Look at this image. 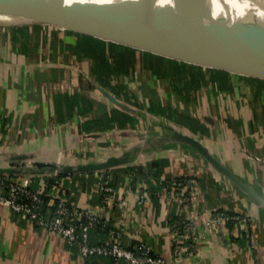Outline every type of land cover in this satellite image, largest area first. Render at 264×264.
I'll use <instances>...</instances> for the list:
<instances>
[{
	"label": "crops",
	"instance_id": "1",
	"mask_svg": "<svg viewBox=\"0 0 264 264\" xmlns=\"http://www.w3.org/2000/svg\"><path fill=\"white\" fill-rule=\"evenodd\" d=\"M3 22L0 169L11 173L0 176L42 189L48 201L60 190L79 209L97 217L100 222L89 231L92 244L109 243L115 228L125 247L146 245L154 254L172 259V264H264V207L173 137L182 133L198 139L264 199L261 105L250 102L242 89L221 91L213 85L186 101L144 69L139 51H150L106 40L137 49L138 61L129 73L104 80L98 60L90 55L97 44L86 37L90 35L49 24ZM119 85L127 86L142 106L126 102ZM151 103L195 123H178L150 111ZM111 157L120 163L101 170L80 169ZM32 162L43 166L34 167ZM56 163L71 165L74 171L52 172ZM192 178L196 182L189 185ZM107 185L125 204L119 199L106 203ZM219 212L240 220L213 222ZM250 235L255 237L254 246ZM177 246L185 252L175 260ZM91 263L112 261L83 257L77 246L0 203V264Z\"/></svg>",
	"mask_w": 264,
	"mask_h": 264
},
{
	"label": "water",
	"instance_id": "2",
	"mask_svg": "<svg viewBox=\"0 0 264 264\" xmlns=\"http://www.w3.org/2000/svg\"><path fill=\"white\" fill-rule=\"evenodd\" d=\"M153 3L154 0H141L139 4H75L63 8L62 0H49L47 3L45 0H0V16L26 19L20 22L54 25L179 61L264 79V18L255 14L256 8L264 9V0H252L253 9L241 19H237L235 10L222 3L225 9L222 15L228 18L229 23L237 20L230 29L223 20L212 21L207 27L202 24L205 17L211 20L204 0H176L179 15L173 14L170 8L155 11ZM208 8H214L212 0H208ZM102 92L114 103L131 109L110 93ZM173 137L191 147L264 207L261 195L234 176L198 139L182 133ZM119 163V159L111 157L106 163L88 164L80 169L101 170ZM32 166L43 165L32 162ZM52 169V172L61 174L74 171L71 165L60 163L53 165ZM7 172L11 173V170L0 169V175Z\"/></svg>",
	"mask_w": 264,
	"mask_h": 264
},
{
	"label": "built area",
	"instance_id": "3",
	"mask_svg": "<svg viewBox=\"0 0 264 264\" xmlns=\"http://www.w3.org/2000/svg\"><path fill=\"white\" fill-rule=\"evenodd\" d=\"M195 179L189 180V185L194 184ZM101 185L103 179H100ZM179 186L178 180L174 182ZM106 203L120 200L125 204L121 194L110 185L104 187ZM119 193V194H118ZM46 193L42 189L30 188L19 181L0 176V203L11 208L16 213L25 217L30 223L43 226L53 233L61 236L69 245L77 246L79 253L87 258L105 257L112 261V264H172V259H166L156 255L152 250L143 244L135 245L133 248L125 247L121 242L120 231L111 229V241L106 244H92L89 241V231L93 224L100 220L89 212L79 209L69 198L57 190L53 193V201L45 203ZM52 202V203H51ZM52 204L53 209L48 207ZM240 217L228 212H219L214 215L213 222L239 221ZM251 245H256L253 235H250ZM181 247H176L173 259L178 260L184 254ZM93 264V263H91Z\"/></svg>",
	"mask_w": 264,
	"mask_h": 264
},
{
	"label": "trees",
	"instance_id": "4",
	"mask_svg": "<svg viewBox=\"0 0 264 264\" xmlns=\"http://www.w3.org/2000/svg\"><path fill=\"white\" fill-rule=\"evenodd\" d=\"M86 37L97 43L90 49V55L98 60L100 74L104 80L112 76L117 77L116 75L118 74L125 75L129 73L130 68L134 67L138 61L137 49L106 42L95 37ZM117 48L118 50H116ZM139 53L141 54L139 60L142 62L144 69L151 71L154 78L164 82L186 101H190L194 97V94L204 86L213 85L221 91H234L236 88H239L242 89L250 102L254 105H261L264 112V79L228 70L206 68L150 52L139 51ZM119 86L123 88L126 102L142 106L141 102L132 94L127 86ZM149 110H155L157 113L167 115L168 118L178 123L186 125L195 123L193 119L182 115L176 110H169L165 105L159 104V106H156L151 103ZM45 198L47 205L48 198L47 196Z\"/></svg>",
	"mask_w": 264,
	"mask_h": 264
},
{
	"label": "clouds",
	"instance_id": "5",
	"mask_svg": "<svg viewBox=\"0 0 264 264\" xmlns=\"http://www.w3.org/2000/svg\"><path fill=\"white\" fill-rule=\"evenodd\" d=\"M49 2V0H45V3ZM133 3L139 4L141 0H62L61 7L70 8L75 4H79L81 6L84 5H119L124 3ZM214 8L209 10L208 8V0H204V7L209 12L211 20L207 17L202 19V24L207 27L210 26L212 21H220L223 20L225 22V26L227 28H232L235 24H237V20H232L229 23L228 18H225L222 13L225 11L222 8V3L226 4L228 8L235 10L237 15V19H241L248 14L250 10L253 9L254 5L252 0H212ZM153 10H167L171 9L173 14L179 15V10L177 8L176 0H154ZM255 14L258 17L264 18V9L256 8Z\"/></svg>",
	"mask_w": 264,
	"mask_h": 264
},
{
	"label": "bare ground",
	"instance_id": "6",
	"mask_svg": "<svg viewBox=\"0 0 264 264\" xmlns=\"http://www.w3.org/2000/svg\"><path fill=\"white\" fill-rule=\"evenodd\" d=\"M4 19L6 21H4ZM7 22V23H15V22H20V21H26V19L24 18H20V17H11V16H5V15H2L0 16V22Z\"/></svg>",
	"mask_w": 264,
	"mask_h": 264
},
{
	"label": "rangeland",
	"instance_id": "7",
	"mask_svg": "<svg viewBox=\"0 0 264 264\" xmlns=\"http://www.w3.org/2000/svg\"><path fill=\"white\" fill-rule=\"evenodd\" d=\"M10 177H12V176H10Z\"/></svg>",
	"mask_w": 264,
	"mask_h": 264
}]
</instances>
